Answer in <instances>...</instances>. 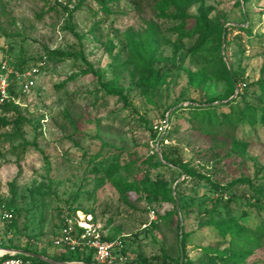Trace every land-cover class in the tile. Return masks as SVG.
<instances>
[{
	"label": "rangeland",
	"instance_id": "rangeland-1",
	"mask_svg": "<svg viewBox=\"0 0 264 264\" xmlns=\"http://www.w3.org/2000/svg\"><path fill=\"white\" fill-rule=\"evenodd\" d=\"M204 6L222 23L221 44L209 40L193 51L195 37L178 40L175 22L149 6L137 9L132 0H0V61L5 53L32 61L47 49L61 48L82 52L90 63L78 55L44 58L30 91L15 85L17 109L0 108V118L10 121L0 129V247L27 245L53 253L61 217L68 214L80 226L129 235L131 256H177L187 233L186 252L194 264H221L194 248L228 243L199 215L217 193L206 178L162 158L158 146L164 133L155 137L150 127L163 114L171 116L165 146L178 150L204 177L229 186L225 215L249 213L250 224L264 220V202L253 196L257 191L264 199V125L243 121L236 141L213 140L192 127L189 109L174 113L226 91V82L215 76L199 87L190 80L191 72L220 55L245 81L264 73V0H204ZM230 26L235 28L226 35ZM151 35L158 42L156 67L164 81L144 91L129 43ZM106 81L121 86L125 96L106 93L101 87ZM109 168L138 189L121 194ZM159 181L172 190L174 202L153 200L143 191ZM3 206L14 209L12 228L2 218ZM241 264H264V248Z\"/></svg>",
	"mask_w": 264,
	"mask_h": 264
},
{
	"label": "trees",
	"instance_id": "trees-1",
	"mask_svg": "<svg viewBox=\"0 0 264 264\" xmlns=\"http://www.w3.org/2000/svg\"><path fill=\"white\" fill-rule=\"evenodd\" d=\"M100 3H105L106 0H97ZM246 1V0H245ZM134 6L143 10L146 6L152 8L157 16H164L170 18L175 25V31L179 35L178 40L183 36L196 38L195 43L189 50L197 51L203 48L204 44L209 40L218 43L220 48L221 31L223 29L222 23L217 16L211 17L208 10L204 6V0H132ZM194 5H198L197 13H189V9ZM67 8V7H65ZM193 21V23H191ZM235 27L230 26L225 28L226 35L229 33V29ZM158 42L155 36H149L146 41H134L129 43V55L130 60L134 66L135 74L137 76L140 86L144 91L158 88L164 81L161 75L159 67L156 64L158 59ZM81 56L86 62L84 54L80 52L65 51L61 48L47 49L45 55L36 58L32 61L18 58H13L10 53H5L3 59H7L11 65L16 69L23 71L27 68L39 65L44 58H56L58 60L69 59L74 56ZM94 71L93 69H91ZM96 74L97 72L94 71ZM191 84L195 87H199L206 83L211 77L215 76L219 79H223L227 88L222 94L210 96L203 101H199L197 104H191L188 106H181L177 110L189 109L190 117L189 121L192 123V127L203 132L206 135L212 137L213 140L228 139L236 141V132L238 127L243 121H247L250 125H256L258 123L264 125V73L260 75L259 79L253 81H245L243 77H240L237 70H230L221 55L217 62L209 63L205 65L201 70L197 72H191ZM15 81L10 85L11 98L0 104V108L3 111H9L11 109H17V101L19 89L15 87ZM236 85H239V92L231 99L221 102L223 99L228 98L234 94ZM102 89L109 94H118L124 97L123 88L118 86L115 82L106 81L101 83ZM219 100L220 102L214 103ZM161 120L167 119L168 127L164 132L160 131L155 124L150 127L153 135L160 136L161 139V154L162 158L170 162L176 169L181 168L185 173L189 175L199 176V178H206L215 189L217 197L214 202L205 204L200 210V218L205 221L207 227L213 232L227 239V244L224 247H212L209 245H195V249L201 252L202 255L211 257L219 261L221 264H241L244 263L255 250L264 248V220L259 219L255 221V224L246 222V218L250 217L249 213L244 212L240 216H227L224 213L226 205L231 203V198L227 196V190L229 186L221 185L220 183L212 180L209 177H204L189 166L181 157L178 150L165 146L164 139L165 134L169 132L171 126V116L162 115ZM10 121L5 118H0V129L8 126ZM2 133L0 132V137ZM162 164L161 161H159ZM109 179L121 192V194L127 193L130 189H138L134 183L125 182L121 178L114 175V170L109 168L107 170ZM145 191L153 200L165 199L174 202L172 190L162 181L150 183L144 186ZM257 192V191H255ZM253 193V196L257 197L256 200L259 203L264 202L257 193ZM176 214V211L174 212ZM68 214H64L62 218ZM14 218V217H13ZM7 221L9 228L13 227L14 219ZM253 220V218H250ZM61 226V222H60ZM102 237L105 239H115L122 237L124 240L123 253L129 257V261L132 264H180L181 256H183V264H194L193 260L188 257L186 252V245L188 234L183 233L181 244V253L177 256L166 254L162 257L153 256L152 259L141 256L140 253L135 256H131L129 253V235H109L101 230ZM59 234V232H58ZM57 234V235H58ZM179 235V230L177 231ZM8 248L12 246L5 245ZM55 251L48 253L47 251L37 250L31 246L14 247L26 250L28 252H34L43 254L52 259L58 261H75L82 260L87 263L93 261L92 249H77L76 251L62 250L54 246ZM19 256L28 257L34 261L35 264H51L47 261L34 257L28 254L17 253ZM10 256L6 253L2 258Z\"/></svg>",
	"mask_w": 264,
	"mask_h": 264
},
{
	"label": "built area",
	"instance_id": "built-area-1",
	"mask_svg": "<svg viewBox=\"0 0 264 264\" xmlns=\"http://www.w3.org/2000/svg\"><path fill=\"white\" fill-rule=\"evenodd\" d=\"M39 65L27 68L23 71L16 69L7 59L0 61V104L11 98L10 85L13 81L19 84L23 92L30 91L35 86V75L38 73ZM160 131L164 132L168 127L167 119L155 124ZM14 216L12 207L3 206L2 218L11 221ZM125 235V234H123ZM53 245L68 251L77 249H92L93 261L87 263L82 260H75L80 264H132L129 257L123 253L124 240L122 237L105 239L102 237L101 229L96 225L80 226L70 215H65L61 220L59 234L53 240ZM6 253L10 256L0 259V264H35L28 257L17 255L12 248L0 247V258ZM25 254V253H23Z\"/></svg>",
	"mask_w": 264,
	"mask_h": 264
},
{
	"label": "water",
	"instance_id": "water-1",
	"mask_svg": "<svg viewBox=\"0 0 264 264\" xmlns=\"http://www.w3.org/2000/svg\"><path fill=\"white\" fill-rule=\"evenodd\" d=\"M238 92H239V85H236V90H235V94L234 95H236ZM158 152L162 156L161 149H160L159 146H158ZM12 250H14L16 252H20V253H25V254H28V255H31V256H34V257H38V258L43 259V260H45V261H47L48 263H51V264H80V263L73 262V261H63V262L62 261H58V260L52 259V258H50L48 256H45L43 254H38V253H34V252H28L26 250L19 249V248H12ZM180 264H183V256H181Z\"/></svg>",
	"mask_w": 264,
	"mask_h": 264
}]
</instances>
